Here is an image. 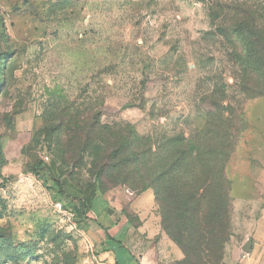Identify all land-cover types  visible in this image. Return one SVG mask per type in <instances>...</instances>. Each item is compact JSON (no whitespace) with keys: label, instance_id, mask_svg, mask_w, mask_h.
I'll list each match as a JSON object with an SVG mask.
<instances>
[{"label":"rangeland","instance_id":"rangeland-1","mask_svg":"<svg viewBox=\"0 0 264 264\" xmlns=\"http://www.w3.org/2000/svg\"><path fill=\"white\" fill-rule=\"evenodd\" d=\"M212 7L231 8V42ZM255 27L264 33V0H0V264H104L97 233L124 216L137 225L129 207L143 183L133 174L116 184L111 170L99 186L73 136L84 141L98 110L102 124L151 139L153 151L181 135L210 141L221 121L229 231L256 233L264 264V95L249 98L255 82L239 68L253 57ZM104 207L113 223L97 215ZM156 212L180 256L164 257L153 240L150 264H177L184 254Z\"/></svg>","mask_w":264,"mask_h":264},{"label":"trees","instance_id":"trees-1","mask_svg":"<svg viewBox=\"0 0 264 264\" xmlns=\"http://www.w3.org/2000/svg\"><path fill=\"white\" fill-rule=\"evenodd\" d=\"M214 10V7L209 10L212 23L220 15L229 21L222 29L226 41L231 42L234 39V29L230 28L231 8L222 13ZM249 31L255 41L250 52L253 57L239 68L255 82L249 93L251 99L264 95V86L260 87L264 82V56L260 55V52L264 53L260 48L264 33L261 27ZM248 46L251 45L245 46L246 49ZM144 106L145 103L140 101V107ZM101 116L99 110L91 114L84 141L78 132L73 134L85 146L99 186L111 170L106 178L115 176L116 184L134 179L130 175H137L139 184L143 183L144 187L139 185L134 198L147 189L153 190L163 230L184 254L177 264H221L224 245L231 237L229 189L224 177L231 143L223 123L216 122L217 130L210 141L206 137L190 141L181 135L177 139L157 143L153 151L151 139L135 132V138L130 140L132 129L126 134V130L106 126L102 124ZM205 135H208L206 131ZM60 192L63 191L60 189ZM76 211L84 214L79 209Z\"/></svg>","mask_w":264,"mask_h":264},{"label":"crops","instance_id":"crops-1","mask_svg":"<svg viewBox=\"0 0 264 264\" xmlns=\"http://www.w3.org/2000/svg\"><path fill=\"white\" fill-rule=\"evenodd\" d=\"M156 208L154 192L151 189L141 192L130 203L129 211L137 219V225H134L125 216L120 218L119 222L113 223L114 214L107 207L98 208L97 215L102 214L108 222L113 223L112 228L107 231L108 235L104 232L97 233L98 239L103 245V247L101 246L103 252L101 255L106 260L104 264H150L154 252L149 251L148 244L153 240L163 245L164 257L180 256L178 249L162 232ZM81 212L84 213V211ZM83 215L76 213L77 223L81 227L86 226ZM250 238L252 241L251 253L243 255L242 247ZM261 241H257L256 233L253 234L252 230L242 234L235 233L226 243L223 264H259L256 251L259 247L258 242L261 243ZM153 256H156V253Z\"/></svg>","mask_w":264,"mask_h":264},{"label":"built area","instance_id":"built-area-1","mask_svg":"<svg viewBox=\"0 0 264 264\" xmlns=\"http://www.w3.org/2000/svg\"><path fill=\"white\" fill-rule=\"evenodd\" d=\"M54 208L58 212H64L69 219H73L74 218L73 211L72 210H67L65 205L61 201H56L55 204H54Z\"/></svg>","mask_w":264,"mask_h":264},{"label":"water","instance_id":"water-1","mask_svg":"<svg viewBox=\"0 0 264 264\" xmlns=\"http://www.w3.org/2000/svg\"><path fill=\"white\" fill-rule=\"evenodd\" d=\"M251 246H252V241H251V239H249V240L243 245V247H242V251H243L244 253H247V252L250 250Z\"/></svg>","mask_w":264,"mask_h":264}]
</instances>
